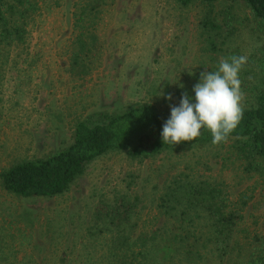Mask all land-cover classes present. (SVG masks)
I'll return each mask as SVG.
<instances>
[{
    "label": "rangeland",
    "instance_id": "obj_1",
    "mask_svg": "<svg viewBox=\"0 0 264 264\" xmlns=\"http://www.w3.org/2000/svg\"><path fill=\"white\" fill-rule=\"evenodd\" d=\"M225 6L235 27L225 46L248 57L241 70L245 107L253 103L252 85H264L263 35L242 4L220 0L212 12ZM17 8L27 10L23 40L0 57V170L67 145L75 121L94 120L98 112L148 102L170 117L183 93L194 102L200 73L216 71L224 57L203 48L199 3L26 0ZM230 143L177 148L144 159L107 151L86 163L66 190L48 197H22L0 185V264L107 263L105 237L115 233L106 218H97L98 202L123 194L132 213L122 227L132 229L131 236L139 229L160 232L178 217L179 207L166 210L157 197L177 173L194 182L221 179L232 200L248 194L243 225L252 227L255 219L263 228L264 181L242 170ZM205 223L198 210L184 225L201 242ZM203 245L193 264H220Z\"/></svg>",
    "mask_w": 264,
    "mask_h": 264
},
{
    "label": "trees",
    "instance_id": "obj_2",
    "mask_svg": "<svg viewBox=\"0 0 264 264\" xmlns=\"http://www.w3.org/2000/svg\"><path fill=\"white\" fill-rule=\"evenodd\" d=\"M24 1L0 0V57L23 40L27 10L18 9L17 5ZM175 1L182 6L202 4L204 9L198 22L203 48L224 57L234 55L225 46V38L235 29L229 6L214 13L213 3L220 0ZM228 1L248 8L256 30L263 35L261 53L264 55V0ZM261 61L264 64V58ZM263 64L259 66L262 73ZM239 77L241 80V72ZM252 87L253 103L242 107V119L227 139H231L230 150L241 161L242 170L264 181V85ZM94 115V120L75 121L72 140L67 145L45 156L23 159L1 169L2 188L22 197L53 196L66 190L86 163L107 151L123 150L129 156L144 159L167 150L212 143L210 131L202 128L192 141L163 144L162 127L170 117L158 113L148 102ZM180 176L181 173L172 176L157 196L159 206L166 210L179 207L176 221L160 232L139 229L131 236L132 229L123 228L132 213L131 203L123 194L114 196L111 202H98L97 218H106V224L111 225L115 233L112 236L110 232L105 237L111 256L104 264H193L205 243L220 264H230L233 258H236L235 264H264V226H255V219L252 227L243 225L242 212L249 195L243 192L232 200L221 179L194 182ZM198 210L206 219L201 242L196 231L184 225Z\"/></svg>",
    "mask_w": 264,
    "mask_h": 264
},
{
    "label": "clouds",
    "instance_id": "obj_3",
    "mask_svg": "<svg viewBox=\"0 0 264 264\" xmlns=\"http://www.w3.org/2000/svg\"><path fill=\"white\" fill-rule=\"evenodd\" d=\"M247 61L246 55L221 57L216 71L201 72L193 87L194 102L183 93L179 106L171 107L170 118L162 127L163 144L192 141L202 128L210 131L213 145L226 142L243 116L239 73ZM165 99L170 100L171 94Z\"/></svg>",
    "mask_w": 264,
    "mask_h": 264
}]
</instances>
